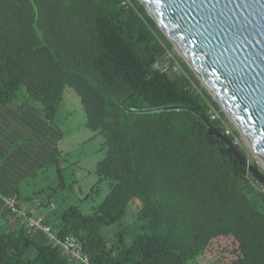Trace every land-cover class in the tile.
<instances>
[{
  "label": "trees",
  "instance_id": "1",
  "mask_svg": "<svg viewBox=\"0 0 264 264\" xmlns=\"http://www.w3.org/2000/svg\"><path fill=\"white\" fill-rule=\"evenodd\" d=\"M171 50L137 0H0V107L38 110L48 134L67 87L85 127L103 138L91 191L108 181L107 194L88 215L74 206L57 213L50 203L45 222L59 238H77L88 264H219L206 253L222 238L235 244L226 264H264V192L223 142L207 135L205 121L234 141L217 103ZM158 61L178 68L163 72L153 68ZM209 105L219 118L210 120ZM172 106L181 109L145 113ZM19 194L0 190V264H83L8 216L3 197L20 208ZM133 202L135 217L107 242L100 228Z\"/></svg>",
  "mask_w": 264,
  "mask_h": 264
},
{
  "label": "water",
  "instance_id": "2",
  "mask_svg": "<svg viewBox=\"0 0 264 264\" xmlns=\"http://www.w3.org/2000/svg\"><path fill=\"white\" fill-rule=\"evenodd\" d=\"M141 1L146 14L168 38L164 32L163 36L185 57L196 79L203 80L215 95L217 99L206 89L264 170V0ZM179 109L163 107L145 113ZM204 124L207 135L222 141L238 164L264 187V171L246 161L210 123Z\"/></svg>",
  "mask_w": 264,
  "mask_h": 264
},
{
  "label": "rangeland",
  "instance_id": "3",
  "mask_svg": "<svg viewBox=\"0 0 264 264\" xmlns=\"http://www.w3.org/2000/svg\"><path fill=\"white\" fill-rule=\"evenodd\" d=\"M171 56L173 59L185 63L183 58L173 47ZM199 86L201 90L209 95L201 82H199ZM209 97L211 98L210 95ZM211 101L215 102L212 98ZM219 109V111L222 112L220 107ZM225 119L229 128L236 132L239 146L246 151L249 163L257 164V166L264 171L261 167L259 158L255 155L252 148L237 132L235 126L226 117ZM82 121H84V114L80 102L74 92L66 87L63 91L62 101L54 120V126L61 132L57 141V148L59 150L57 166L59 165L62 169V180L58 178L56 174L55 165L43 169L36 177L30 178L26 182L20 184V208L17 207L19 213L16 217L20 218L23 222L24 216H27L32 220H36V223L40 220L41 224L46 225L45 217L38 214L49 211L50 203L54 205L57 213L69 206H74L81 214L88 215L107 194L109 189L108 181L100 183L97 191H91L93 185L97 181V176L93 173L94 167L96 162L104 157L105 152L100 150V145L97 143L98 141H86V143L84 142L80 145L76 144L78 141L85 140V136L92 133L88 128L83 126L85 121L83 123ZM25 196H30L29 200L26 201ZM3 198L16 203V200L12 198ZM38 203L41 204L40 207H37ZM136 206L137 203L133 202L128 206L126 213L117 222L100 228V235L107 242L111 243L114 239V234L118 230L128 226L133 220L136 214ZM29 209H31V212L26 211ZM8 216L13 217L14 215L9 213ZM0 223H3L2 219ZM4 225V223L1 224L0 228H3ZM124 239L125 244H128L129 239L127 237H124ZM235 255L234 242L231 239L222 238L211 242L206 253V258L211 261L215 260L219 264H226L230 262ZM191 263V261H188L186 264Z\"/></svg>",
  "mask_w": 264,
  "mask_h": 264
},
{
  "label": "crops",
  "instance_id": "4",
  "mask_svg": "<svg viewBox=\"0 0 264 264\" xmlns=\"http://www.w3.org/2000/svg\"><path fill=\"white\" fill-rule=\"evenodd\" d=\"M37 111L27 106H18L16 104L0 107V190H19L21 183L36 177L39 172H42L47 167L56 165V174L58 175V172L61 173V167L57 166L59 152L55 155L53 148V138L58 133L61 135V132L54 126L53 121L52 129L46 134L45 122L41 120ZM83 126L85 125L83 124ZM45 136L46 141L44 144L40 145L32 141V139L39 141ZM84 139L76 144L80 145L81 143H86V141H98L100 150L104 151L101 135L91 133L85 136ZM32 173L36 175L32 176ZM60 179L62 180V176ZM40 206L41 204L38 203L37 207ZM26 211L31 212V209ZM38 215L44 216L48 221L52 219L50 209Z\"/></svg>",
  "mask_w": 264,
  "mask_h": 264
},
{
  "label": "built area",
  "instance_id": "5",
  "mask_svg": "<svg viewBox=\"0 0 264 264\" xmlns=\"http://www.w3.org/2000/svg\"><path fill=\"white\" fill-rule=\"evenodd\" d=\"M153 68L160 69L161 71L167 73L171 71H176L178 66L176 64L170 66V64L166 61H158L153 65ZM217 118H219V114L212 108V106H210V120H215ZM222 123L224 133L228 136L233 137V144L239 145V140L237 136L234 135V131L229 128L226 119ZM256 188L259 191L264 192V187L258 183L256 184ZM3 202L6 208L8 209L9 213L13 214L15 217L18 216L19 211L17 210L18 208L16 207L15 203L7 199H3ZM50 208H53V205H50ZM35 221L36 220H32L27 216H24V223L28 230L32 232H40L44 236L47 244L50 245L52 248L57 249L62 255L67 257L70 262L88 264L87 258L82 252V244L77 238L73 236H64L62 238H59L55 230H52L46 224V222V225H43L41 224L40 220H38L37 223Z\"/></svg>",
  "mask_w": 264,
  "mask_h": 264
},
{
  "label": "bare ground",
  "instance_id": "6",
  "mask_svg": "<svg viewBox=\"0 0 264 264\" xmlns=\"http://www.w3.org/2000/svg\"><path fill=\"white\" fill-rule=\"evenodd\" d=\"M138 1H140V2H142L141 0H138ZM143 3V2H142ZM148 13L151 15V16H153L151 13H150V11L148 10ZM154 17V16H153ZM157 21V20H156ZM158 22V21H157ZM158 26L159 27H161L162 28V26L160 25V24H158ZM166 33L165 31H164V29L162 28V33ZM163 33V34H164ZM167 38H168V35H167V33L166 34H164ZM170 41H172L171 39H170ZM172 46H173V48L176 50V52L182 57V58H185L183 55H182V53L178 50V48L175 46V44L172 42ZM187 61V60H186ZM188 62V61H187ZM188 64H189V62H188ZM190 65V64H189ZM190 67L192 68V66L190 65ZM193 69V68H192ZM194 70V69H193ZM202 81V85H204V87L206 88V89H208L209 90V92L213 95V97L215 98V99H217L216 97H215V95L211 92V90L208 88V86L204 83V81L203 80H201ZM224 109V108H223ZM225 110V109H224ZM227 113V112H226ZM227 115L229 116V118L231 119V117H230V115L227 113ZM232 120V119H231ZM243 137V136H242ZM244 138V137H243ZM245 139V138H244ZM246 140V139H245ZM247 142V141H246ZM248 144V143H247ZM256 155V154H255ZM262 165L264 166V164L262 163Z\"/></svg>",
  "mask_w": 264,
  "mask_h": 264
}]
</instances>
